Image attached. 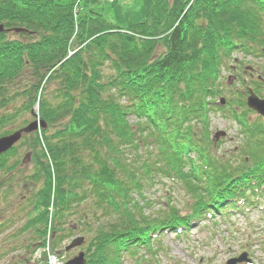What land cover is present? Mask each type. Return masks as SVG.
Listing matches in <instances>:
<instances>
[{
	"label": "trees",
	"instance_id": "trees-1",
	"mask_svg": "<svg viewBox=\"0 0 264 264\" xmlns=\"http://www.w3.org/2000/svg\"><path fill=\"white\" fill-rule=\"evenodd\" d=\"M102 3L0 0V137L25 111L46 123L0 155V198L15 185L36 190L28 199L36 213L23 226L41 239L34 250L46 236L62 240L55 234L87 201L88 264L152 263L139 250L156 255L167 231L264 201V118L250 121L245 98L216 100L235 52L264 57V0H154L145 19L125 27ZM251 83L261 94L264 80ZM18 98L21 106L7 112ZM223 108L243 135L236 162L211 151L209 116ZM144 142L160 159L150 154L139 178L124 150ZM25 144L34 153L29 173L18 153ZM158 170L182 181L192 198L187 213H138L133 193Z\"/></svg>",
	"mask_w": 264,
	"mask_h": 264
},
{
	"label": "rangeland",
	"instance_id": "rangeland-1",
	"mask_svg": "<svg viewBox=\"0 0 264 264\" xmlns=\"http://www.w3.org/2000/svg\"><path fill=\"white\" fill-rule=\"evenodd\" d=\"M153 2L154 0H115L112 4L103 2L101 7L108 19L125 27L130 23L145 19ZM258 75L264 76V57L245 56L241 52H235L222 70L220 79L222 94H219L216 100L221 97L234 101L239 98L247 100V88H253L251 81L258 79ZM256 93L264 97V87L261 89V94ZM22 100L18 98L6 111L14 112L21 106ZM35 109L37 111L38 107L35 106ZM227 109L212 110L209 116L208 127L213 142L211 151L218 160L236 162L237 157L240 156L243 135L240 125L227 114ZM258 117L256 112L252 111L249 114L250 121ZM36 120L39 121L37 113L34 115L30 111H25L20 113L4 130H20ZM130 120L135 122L136 118L130 116ZM38 130L26 132L27 134L22 132L23 136L18 143L25 138L31 141L35 131ZM218 132H224V135L216 139L215 135ZM18 153L23 160V170L31 172L34 166L32 148L26 144L22 145ZM150 154L159 161L157 149L152 148L148 142L130 146L124 150L127 166L139 178H143L148 173L145 165H152ZM163 172L158 170L152 181L143 184L142 192L133 193V198L140 203L138 213L149 217L161 216L170 212L171 206H175L181 213H187L190 210L192 198L182 181L176 176ZM13 183L15 184L14 181ZM13 183L10 185H14ZM35 191V189L32 191L20 184L15 185L7 197L4 196V191L1 193L0 264H64L85 251L88 245L87 241L91 234L86 230L88 225L85 224L88 220L86 214L89 212V206L87 201H84L80 207L77 206L79 212L67 217L63 225L64 231L55 234L62 235V240H57L55 237L53 241V234L50 238L46 236V245L34 250L35 246L41 244V239L32 229L23 230V226L26 218L36 213V210L31 209V199L28 200ZM50 210H53L52 207ZM71 228L74 232L69 234ZM79 236L84 237V242L67 249V246ZM161 242L163 249L160 248L156 255H152L145 248L139 251L141 256H148V259H152V263H144L138 258L135 260L136 258L128 257L125 264H227L229 258L239 256L244 252L248 253L250 264H264V201L245 211L232 212L229 215L215 212L211 216L197 219L183 233L176 234L174 231H167ZM155 246H157L156 243Z\"/></svg>",
	"mask_w": 264,
	"mask_h": 264
},
{
	"label": "water",
	"instance_id": "water-1",
	"mask_svg": "<svg viewBox=\"0 0 264 264\" xmlns=\"http://www.w3.org/2000/svg\"><path fill=\"white\" fill-rule=\"evenodd\" d=\"M5 27L2 23H0V32L4 31ZM23 28H16L17 32L23 31ZM222 103L225 102V99L222 98ZM248 106L257 111L260 115L264 116V98H261L255 94V92L249 88V96L247 98ZM39 126V121H33L29 127V131L36 130ZM41 126L45 127L46 123L41 122ZM224 135V132H218L215 135L216 139H219L220 136ZM22 137V130L15 131L11 134L4 135L0 137V154L5 153L10 148H12ZM84 242V237L79 236L75 238L68 246L67 249H71L73 247L79 246ZM250 262V260L247 258V253H243L237 258L230 259L228 261V264H237L238 262ZM65 264H87V260L85 258V253L82 251L77 256L73 257L69 261H67Z\"/></svg>",
	"mask_w": 264,
	"mask_h": 264
},
{
	"label": "flooded vegetation",
	"instance_id": "flooded-vegetation-1",
	"mask_svg": "<svg viewBox=\"0 0 264 264\" xmlns=\"http://www.w3.org/2000/svg\"><path fill=\"white\" fill-rule=\"evenodd\" d=\"M6 37L10 38V39H13L14 37H18V36L14 35L13 31H9L8 33H6Z\"/></svg>",
	"mask_w": 264,
	"mask_h": 264
}]
</instances>
